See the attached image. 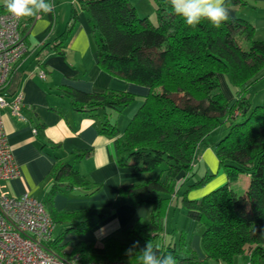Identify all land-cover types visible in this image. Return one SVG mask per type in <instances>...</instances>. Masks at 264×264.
<instances>
[{
    "label": "trees",
    "instance_id": "trees-1",
    "mask_svg": "<svg viewBox=\"0 0 264 264\" xmlns=\"http://www.w3.org/2000/svg\"><path fill=\"white\" fill-rule=\"evenodd\" d=\"M80 1L91 27L99 65L149 88L124 133L116 140L120 166L151 174L143 182L121 187L131 203L152 208L149 219L135 222L127 230V236L138 239L144 246L151 241L158 255L171 251L176 264L200 263L195 252L188 248L184 231L178 243L160 245L159 241L165 230L167 207L181 184L178 175L184 172V182L189 179L201 151L209 146V138L227 123V131L216 143V154L228 182L202 198L185 197L183 206L190 218L205 227L202 246L207 259L223 263L243 259L244 264H264V103L252 105L247 96V90L264 69V40L255 38V26L246 18L230 17L218 29L207 20L190 27L174 13L169 0H154L157 25L148 16L142 17L129 0ZM226 4L242 7L246 2L226 0ZM0 10H6L3 0ZM34 19L28 17L25 26L22 25L25 41ZM76 22L73 12L57 40L45 43L43 48L65 54L66 41ZM243 40L248 47L243 46ZM224 72L230 74L238 89L234 104L229 103L220 85V74ZM62 91L77 110L89 112L102 107L121 112L136 100L134 93L122 90L98 93L63 87ZM102 132L117 135L119 128L106 117ZM87 153L75 155L82 158ZM156 169L159 174L154 176ZM241 173L249 176V183L238 194L230 180ZM206 174L208 177L209 173ZM51 175L55 181L44 204L54 224L64 223L68 227L49 243V248L66 258L63 255L66 246L60 245L66 233L86 232L104 219L106 213L56 211L52 204L57 193L79 185L86 194H93L100 186L93 185L73 163L59 157ZM132 245L116 237L107 238L102 245L80 241L72 254L78 253L85 261L123 260L139 264L135 255H126ZM141 245L136 251L144 247Z\"/></svg>",
    "mask_w": 264,
    "mask_h": 264
},
{
    "label": "crops",
    "instance_id": "crops-1",
    "mask_svg": "<svg viewBox=\"0 0 264 264\" xmlns=\"http://www.w3.org/2000/svg\"><path fill=\"white\" fill-rule=\"evenodd\" d=\"M129 1L140 15L151 17L156 25L159 23L154 0ZM147 1L153 7H148ZM245 2L242 7L228 6L230 17L249 20L255 26V38L264 40V0ZM49 3L53 4V11L35 16L27 29L26 41L29 51L13 66L6 88L8 100H13L19 93L23 95L20 115L13 114L9 108L3 110L4 129L19 165L20 175L0 183L7 185L8 195L17 197L27 192L45 203L55 181L51 173L57 157L64 162L73 163L81 174L93 185H99L100 189L93 194H86L85 188L75 185L73 189L54 196L53 208L56 211L102 210L106 216L86 232L66 233L60 245L66 246V243L72 242L75 246L80 241L102 245L110 237L131 244L138 242L141 245L138 239L127 236V230L135 222L149 219L152 208L131 203L121 191L123 185L130 184L137 178L136 174L130 173L128 166H120L118 161L116 140L124 130L119 128L117 135L102 132L103 123L108 117L107 110L112 108L102 107L95 112L77 110L72 99L62 88L70 87L98 93L122 90L140 92L142 96L147 91L103 69L98 63L93 43L88 38L84 39V47H80L81 33L83 32L85 37L86 32L92 33L86 12L66 43L67 53L59 54L49 48H43L45 43L57 40L71 20L66 0H49ZM25 19L23 18V26ZM68 52L71 55L77 52L85 60L83 63H74L68 59ZM39 69L46 72L45 78L39 76ZM143 100L140 98L135 103L132 116ZM110 122L114 123L113 120ZM208 147L201 151L198 164L200 159L203 160L206 156L214 159ZM87 151L86 156L82 158L75 155L76 152ZM248 183L249 176L246 175L244 190ZM67 227L68 224L55 223L53 240ZM187 246L195 254H199L200 262L203 258L207 259L202 249L201 236L193 245L187 243ZM63 255L66 259H72L78 253L67 254L64 250ZM246 259L249 260L248 257ZM182 263L189 264L187 261ZM233 263L244 264V261L236 259Z\"/></svg>",
    "mask_w": 264,
    "mask_h": 264
},
{
    "label": "built area",
    "instance_id": "built-area-1",
    "mask_svg": "<svg viewBox=\"0 0 264 264\" xmlns=\"http://www.w3.org/2000/svg\"><path fill=\"white\" fill-rule=\"evenodd\" d=\"M22 19L0 10V182L20 175V168L4 129L3 110L20 115L22 93L13 100L6 97L13 66L28 53L22 35ZM38 74L45 78L46 72ZM55 224L44 203L29 193L21 196L0 195V264H126L123 261L83 260L60 257L49 248ZM251 264V263H247Z\"/></svg>",
    "mask_w": 264,
    "mask_h": 264
},
{
    "label": "rangeland",
    "instance_id": "rangeland-1",
    "mask_svg": "<svg viewBox=\"0 0 264 264\" xmlns=\"http://www.w3.org/2000/svg\"><path fill=\"white\" fill-rule=\"evenodd\" d=\"M64 1V0H60ZM66 2L69 4L68 6V11H70V15L72 16V13L74 12L76 14L77 22L75 27H78L80 25V20L82 15H86L85 11L82 8V4L80 0H66ZM72 2V3H71ZM149 5L152 6L147 1V6ZM153 7V6H152ZM147 9V7H146ZM146 16V15H141ZM151 19V17H149ZM23 25V24H22ZM74 27V29H75ZM73 29V31H74ZM73 31L70 33L68 39L70 38L71 34ZM86 36H84V33H81V38L79 40L80 42V47H84L85 40L86 38L89 39L93 43L94 50L97 54L96 51V44L93 39L92 33L89 34V32H86ZM67 39V41H68ZM66 41V43H67ZM243 46L248 47V42L246 40H243ZM67 53V49H66ZM68 59L74 63H83V59L81 55H79L77 52L71 53L68 52ZM220 85L222 87L223 92L225 93L228 101L230 104H234L236 99H237V93H236V87L234 86V83L232 82L231 76L229 73H221L220 74ZM140 87L139 89H146V94L142 96L140 92H132L136 95V100L133 104L125 108L123 111H118L116 109H111L107 110L108 112V118L110 120H113L114 124L118 126L122 131L125 130L126 126L128 125L130 119L132 118V109L135 107V103L140 99V98H145L147 94L149 93V88L145 85L142 84H136ZM238 90V89H237ZM247 96L250 99V102L252 105H261L264 103V69L258 73L256 76L255 82L249 87L247 90ZM242 117H238V120H241ZM227 123H224L221 125L217 131L209 138V147L208 149L211 150L214 159L210 156L203 157V160L200 159V164H198L195 169L193 170V174L189 177V179L185 181L184 175H186L184 172L180 173L178 175V182L181 183L179 186L178 193L176 196L169 202V205L166 210V215H165V230L163 237L161 241H159L160 245H165V243L170 244V242L178 243L179 242V236L182 231L186 234V239L187 243L193 245L195 243V240L201 236V241H202V234L204 232V225L197 220L190 218L186 210L183 206V200L185 197L188 199H199L202 198L205 194L210 192L211 190H214L218 188L219 186L225 184L228 182V175L224 168L219 167V159L216 154V143L218 140L225 134L227 131ZM130 173L133 172L136 174L137 178L132 181V183H140L146 180L151 174H143L140 171H137L136 169L129 167ZM209 173V176L206 177V173ZM154 176H157L159 174V170L156 169V171L153 173ZM188 177V176H187ZM202 182V183H200ZM199 183V184H198ZM246 183V174L241 173L238 178L235 180H230V185L232 186L233 190L237 192L238 194L243 193L244 191V184ZM183 184V185H182ZM196 184L195 186H193ZM182 185V186H181ZM7 185L0 183V195H8V190H6ZM175 194V192H173ZM73 233H77L73 231ZM79 234V233H77ZM167 240V242L165 241ZM167 244V245H168ZM141 246H144L142 244ZM203 249V246H202ZM74 250V244L72 242L66 243L65 251L67 254H72ZM204 251V249H203ZM205 252V251H204ZM171 254L173 256V253L171 251H166L163 253V255H169ZM197 257H199V254H197ZM186 264V263H182ZM190 264V263H189ZM199 264H238V263H223L219 262L214 259H206L203 258V261L200 262Z\"/></svg>",
    "mask_w": 264,
    "mask_h": 264
},
{
    "label": "clouds",
    "instance_id": "clouds-1",
    "mask_svg": "<svg viewBox=\"0 0 264 264\" xmlns=\"http://www.w3.org/2000/svg\"><path fill=\"white\" fill-rule=\"evenodd\" d=\"M3 3L7 12L16 19L35 17L40 13L49 14L54 7L46 0H3ZM170 4L174 13L181 16L190 27H196L207 20L218 29L230 19L226 0H170ZM138 247V242L134 243L126 250V255H135L139 264H176L171 254L158 255L151 241H147L143 248L136 251Z\"/></svg>",
    "mask_w": 264,
    "mask_h": 264
}]
</instances>
